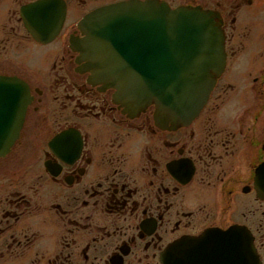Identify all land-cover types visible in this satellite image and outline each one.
<instances>
[{
    "label": "flooded vegetation",
    "instance_id": "flooded-vegetation-1",
    "mask_svg": "<svg viewBox=\"0 0 264 264\" xmlns=\"http://www.w3.org/2000/svg\"><path fill=\"white\" fill-rule=\"evenodd\" d=\"M36 1L0 0V79L25 91L19 133L0 152V264H162L171 243L233 226L264 264V0H158L211 12L223 35L224 66L178 126L157 124L153 105L128 111L71 47L83 16L127 0H58L48 43L24 27Z\"/></svg>",
    "mask_w": 264,
    "mask_h": 264
},
{
    "label": "water",
    "instance_id": "water-1",
    "mask_svg": "<svg viewBox=\"0 0 264 264\" xmlns=\"http://www.w3.org/2000/svg\"><path fill=\"white\" fill-rule=\"evenodd\" d=\"M23 22L40 41L57 34L64 6L58 0H39L22 10ZM83 36L70 40L73 50L98 81L116 90L130 112L154 105L155 122L178 126L199 112L224 66L223 36L214 16L199 8L170 9L157 0H128L99 7L78 23ZM9 91L8 114L0 120V152L17 137L24 113L25 91L15 80ZM1 105V104H0ZM0 106V116L4 114ZM6 112V113H7ZM264 189V167L260 171ZM163 264H260L250 238L238 228L207 230L198 237L171 244Z\"/></svg>",
    "mask_w": 264,
    "mask_h": 264
},
{
    "label": "rangeland",
    "instance_id": "rangeland-1",
    "mask_svg": "<svg viewBox=\"0 0 264 264\" xmlns=\"http://www.w3.org/2000/svg\"><path fill=\"white\" fill-rule=\"evenodd\" d=\"M74 17V15H73ZM43 49H36L33 55H31L28 58V63L33 67V68H38L43 62H44V53L42 52Z\"/></svg>",
    "mask_w": 264,
    "mask_h": 264
}]
</instances>
